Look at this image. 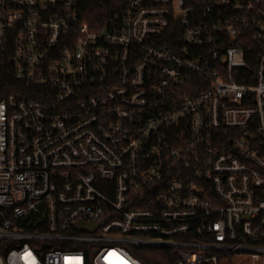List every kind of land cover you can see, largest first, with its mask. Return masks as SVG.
Returning <instances> with one entry per match:
<instances>
[{"label": "built area", "instance_id": "2783aa9c", "mask_svg": "<svg viewBox=\"0 0 264 264\" xmlns=\"http://www.w3.org/2000/svg\"><path fill=\"white\" fill-rule=\"evenodd\" d=\"M264 264V0H0V264Z\"/></svg>", "mask_w": 264, "mask_h": 264}, {"label": "trees", "instance_id": "16d2710c", "mask_svg": "<svg viewBox=\"0 0 264 264\" xmlns=\"http://www.w3.org/2000/svg\"><path fill=\"white\" fill-rule=\"evenodd\" d=\"M136 256L145 264H172L174 251L161 248H146Z\"/></svg>", "mask_w": 264, "mask_h": 264}]
</instances>
